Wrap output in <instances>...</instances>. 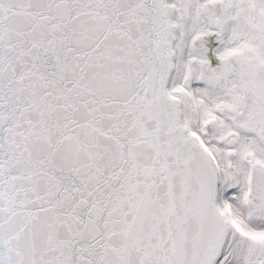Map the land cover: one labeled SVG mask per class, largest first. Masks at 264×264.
Returning a JSON list of instances; mask_svg holds the SVG:
<instances>
[{
    "label": "snow or ice",
    "instance_id": "obj_1",
    "mask_svg": "<svg viewBox=\"0 0 264 264\" xmlns=\"http://www.w3.org/2000/svg\"><path fill=\"white\" fill-rule=\"evenodd\" d=\"M0 264H264V0H0Z\"/></svg>",
    "mask_w": 264,
    "mask_h": 264
}]
</instances>
